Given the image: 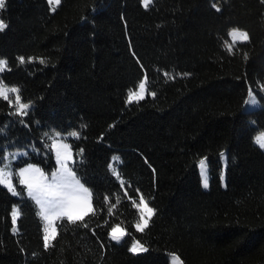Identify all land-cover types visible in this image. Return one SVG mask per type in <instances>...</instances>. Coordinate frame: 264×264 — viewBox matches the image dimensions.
<instances>
[{"label":"trees","instance_id":"trees-1","mask_svg":"<svg viewBox=\"0 0 264 264\" xmlns=\"http://www.w3.org/2000/svg\"><path fill=\"white\" fill-rule=\"evenodd\" d=\"M219 2L60 0L52 11L48 0H5L0 81L31 108L17 113L0 97V158L27 151L21 163L50 174L53 137L77 132L74 170L94 211L59 220L45 247L34 201L0 185V264H264V151L254 141L264 116L241 120L250 90L264 102V0ZM233 29L249 40L229 52ZM142 82L148 94L128 103ZM141 195L155 209L143 232ZM137 240L148 252L129 250Z\"/></svg>","mask_w":264,"mask_h":264},{"label":"snow or ice","instance_id":"snow-or-ice-1","mask_svg":"<svg viewBox=\"0 0 264 264\" xmlns=\"http://www.w3.org/2000/svg\"><path fill=\"white\" fill-rule=\"evenodd\" d=\"M49 3L59 4L60 0H49ZM143 6L147 8L151 3V0H142ZM5 7V0H0V9ZM215 7V6H214ZM219 8H216V11H219ZM7 25L0 20V31H3ZM232 38V44H227L229 52H231L233 44L237 41H248L249 36L246 32H243L239 29H233L229 33ZM246 58V57H245ZM20 62L23 63V58H20ZM6 67V61L0 60V71H3ZM165 75H167L165 73ZM9 92L16 93V101L19 103V90L15 87L7 88L0 84V97L4 100H8ZM145 93V83L139 84L138 92H130L128 97V103H131L133 100H142L144 99ZM154 95V93H152ZM251 103H256L253 99ZM28 104H20L17 113L23 109H27ZM77 132H72L71 136L78 138ZM59 134L57 133V137ZM255 143L259 145L261 149H264V133H261L255 137ZM51 149L55 150V157L58 162L59 168L57 171H54L49 177L45 173L36 167L29 166L23 169H20L17 173L19 183L26 185L27 195L31 197L40 208V215L45 221L51 222L52 219L67 217L68 221L76 222L83 221L84 218L91 212H93L92 205V193L91 191L84 187L80 182L75 178V173L71 171L68 167L69 161L73 160V154L70 150V145L63 143L60 140H54L51 144ZM83 150H80L82 153ZM118 159L116 157L113 158ZM0 164H3V158H0ZM201 168L204 167V160L200 161ZM8 167V165H4ZM4 167H0V185L7 187L13 195H17L15 187L11 181V171L5 172ZM202 186L207 189L208 179L205 175L203 178ZM139 209L140 222H138L135 227L138 231L143 232L145 228L148 227L149 220L155 214V209L149 207L148 202L144 200L143 196L140 197V204L136 205ZM147 214V218H145ZM19 215V211L15 210L12 212L13 223H15L16 218ZM87 227V225H84ZM15 232L16 229L13 228ZM48 229L45 228V233H48ZM52 238H55L56 228L51 229ZM125 230L117 224L115 227H112L110 230V239L119 243L125 236ZM45 246L48 245L49 235L45 234L44 236ZM132 253L138 254L140 252H148V248L144 247L140 241H135L129 249ZM174 264H182L180 258L174 257Z\"/></svg>","mask_w":264,"mask_h":264},{"label":"rangeland","instance_id":"rangeland-1","mask_svg":"<svg viewBox=\"0 0 264 264\" xmlns=\"http://www.w3.org/2000/svg\"><path fill=\"white\" fill-rule=\"evenodd\" d=\"M153 0H151V3H152ZM49 2V0H48ZM210 4L213 6V8H219L221 9V4L219 2V0H209ZM150 3V4H151ZM149 4V5H150ZM50 7H51V10L54 11L58 5L57 4H50ZM143 5V3H142ZM215 6V7H214ZM144 7V6H143ZM149 7V6H148ZM147 7V8H148ZM145 8V7H144ZM1 20V19H0ZM200 30L205 32L206 35L214 38V35L212 32L206 30L205 28L199 26ZM232 31V30H231ZM230 31V32H231ZM229 32V33H230ZM227 35V38L224 40V45H226L227 47V44H232V38L230 37V35ZM241 42H246V41H240V40H237L233 46H232V49L238 44V43H241ZM231 49V50H232ZM4 61V60H3ZM7 67L4 68L3 71H0V76L5 72ZM145 83V82H143ZM0 84H2L3 86L7 87V88H13V87H9L7 85H5L2 81H0ZM16 88V87H15ZM139 91V87L136 91L134 92H138ZM19 94V93H18ZM148 94V88H147V85L145 83V93H144V97H146V95ZM2 98V97H1ZM255 100L256 103H251V100ZM8 101H10V103L15 106L17 109H19V105L20 104H23L21 101H19V103H17L16 101V93H11L9 92V98H8ZM136 101H140V100H133L132 102H136ZM31 108V105H29V107L27 109H23L21 110L19 113L21 112H24V111H28L29 109ZM264 116V102H262L258 96L256 95V93L253 91V90H250L249 92V95H248V98L246 100V103L244 105V108H243V111H242V114H241V120L247 124V125H256ZM260 135V134H259ZM258 136V135H257ZM256 136V137H257ZM73 136H71V134H68V135H60L57 137V135H55L52 139V142L54 140H60L62 141L63 143H67L70 145V150L73 154V160L72 161H69L68 163V167L71 169L72 172L75 173V178L80 182V184H82L84 187H86L84 185V183L82 182V180L78 177L77 173L75 172L74 170V165H75V156H74V152H73V149H72V146H71V143L69 141L70 138H72ZM255 141V140H254ZM256 145L259 147V145L256 143ZM260 148V147H259ZM261 149V148H260ZM264 151V149H261ZM53 151V154H54V158H55V162H56V169L54 171H57L58 168H59V165H58V162L56 160V157H55V150L52 149ZM28 152L27 151H7L5 156H4V160H3V164H0V167H4V165H8V167H4V171L5 172H8V171H11L12 175H11V181H12V184H13V180H14V175H15V180H16V183L17 184H13L14 187H15V191L17 193V195H13L12 192L10 191V193L14 196V197H17V198H22L23 195L32 199L31 197H29L27 195V188H26V185H22L19 183V180H18V176H17V173L20 169H23L25 167H29V166H33V167H36V168H39L41 169L44 173L45 171L43 170V168L39 167V166H36V165H31V164H28V165H23L21 163V159L25 156H27ZM201 160H204V167L201 168L200 166V162H199V171H200V174H201V179H202V182H203V178L204 176L206 175L207 176V179H208V184L210 185V182H209V168H208V160L206 158L204 159H201ZM200 160V161H201ZM222 165H223V171H222V183H223V186L226 187L227 185V167H228V153L227 152H224L222 154ZM53 171V172H54ZM52 172V173H53ZM52 173L48 174V173H45V175H47L49 177V180H51V176H52ZM4 186V185H3ZM5 187V186H4ZM7 188V187H6ZM87 188V187H86ZM204 188V187H203ZM205 189V188H204ZM209 189V186L207 189L205 190H208ZM33 200V199H32ZM34 201V200H33ZM36 207H37V212H38V215H39V218L42 222V225H43V231H44V236L45 234L49 235V241H48V245L45 246V247H49L52 242H53V238H52V233H51V229L53 227L56 228V234H57V222L61 219H67V217H61V218H54L51 220V222L49 223L48 221H45L43 219V217L40 215V208H39V205L36 204V202L34 201ZM140 204V202H139ZM93 205V203H92ZM149 205V204H148ZM149 207H151L149 205ZM15 210H18L19 211V207L18 206H15V208L13 209V211ZM139 210V209H138ZM90 214V213H89ZM145 218H147V214H145ZM152 218V217H151ZM18 219H19V215L18 217L16 218V221L14 224V228L16 229L15 232L18 231ZM12 220H13V217H12ZM151 220V219H150ZM149 220V222H150ZM140 222V214H139V218H138V221L137 223ZM149 224V223H148ZM45 228H47L49 231L48 233H45ZM122 228V227H121ZM126 233V232H125ZM56 234H55V237H56ZM126 237V234L125 236L123 237V239L120 241L122 242ZM45 243V241H44ZM140 253H143V252H140ZM139 254V253H138ZM174 257H177V255H170V263L171 264H174Z\"/></svg>","mask_w":264,"mask_h":264}]
</instances>
